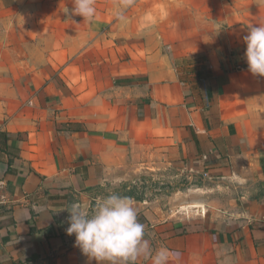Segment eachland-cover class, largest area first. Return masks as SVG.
Wrapping results in <instances>:
<instances>
[{"label": "crops", "instance_id": "crops-1", "mask_svg": "<svg viewBox=\"0 0 264 264\" xmlns=\"http://www.w3.org/2000/svg\"><path fill=\"white\" fill-rule=\"evenodd\" d=\"M113 1L131 6L101 27L96 1L88 21L0 0V264H96L66 209L110 191L168 264H264V77L242 39L264 0Z\"/></svg>", "mask_w": 264, "mask_h": 264}, {"label": "clouds", "instance_id": "clouds-1", "mask_svg": "<svg viewBox=\"0 0 264 264\" xmlns=\"http://www.w3.org/2000/svg\"><path fill=\"white\" fill-rule=\"evenodd\" d=\"M71 9L64 13L92 20L95 0H70ZM246 50L247 71L253 77H264V25H250L242 37ZM66 233L75 236L74 246L96 264H135L143 257L151 264H168L167 248L152 249L145 239V227L138 221V210L131 197L115 191L100 197L93 206L73 203L68 209Z\"/></svg>", "mask_w": 264, "mask_h": 264}, {"label": "rangeland", "instance_id": "rangeland-1", "mask_svg": "<svg viewBox=\"0 0 264 264\" xmlns=\"http://www.w3.org/2000/svg\"><path fill=\"white\" fill-rule=\"evenodd\" d=\"M95 1L98 2V6H96V8H97V11L99 13V22L98 23H99V26H101V27H105L106 26V22H105L104 19H106L108 17L107 15H111L112 17L116 16V15L119 16L123 11H126L127 8L131 6L130 4L117 3V2H114L113 0H110V1L109 0H95ZM70 5H72V4H70ZM25 19H26V16L24 17L23 21H21V23L27 25L28 21L26 20L27 21L26 22ZM23 46H25V45L23 44ZM27 47L30 48L28 54L33 56V60H35L37 58V57L34 58V55H36L38 57H41L42 48H41V42L40 41L34 42L33 45H30V46L27 45ZM37 59L40 60V58H37ZM39 60H36V61L38 62ZM164 182H166V181H164ZM151 183H152V181H150L148 183L150 185L149 187H147L148 188V192L149 191H153V189H156V190L159 189L157 186H154ZM181 183L182 182H179L178 184H175L173 182V184H172V188L173 189L171 187H169V186L161 185L162 188L156 194L158 196H163L164 199H165L166 196H170L171 192H173V190H175V188L183 189L184 186ZM180 212L181 213H177L176 216L184 215L185 210H181ZM228 252H230V251L229 250L226 251V255L223 256V258L220 259V262L216 263V264H230V262H229L230 260L228 259V256H229ZM211 262H213V261H211Z\"/></svg>", "mask_w": 264, "mask_h": 264}, {"label": "built area", "instance_id": "built-area-1", "mask_svg": "<svg viewBox=\"0 0 264 264\" xmlns=\"http://www.w3.org/2000/svg\"><path fill=\"white\" fill-rule=\"evenodd\" d=\"M6 186V182L4 179L0 178V191H2Z\"/></svg>", "mask_w": 264, "mask_h": 264}]
</instances>
